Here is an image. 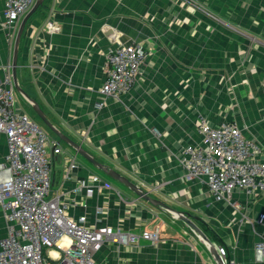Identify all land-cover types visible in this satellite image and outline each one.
Instances as JSON below:
<instances>
[{
	"label": "crops",
	"instance_id": "crops-1",
	"mask_svg": "<svg viewBox=\"0 0 264 264\" xmlns=\"http://www.w3.org/2000/svg\"><path fill=\"white\" fill-rule=\"evenodd\" d=\"M193 1L198 7L183 0H45L21 38L18 82L51 122L100 163L170 207L198 216L202 222L195 223L216 250L222 246L232 261L249 263L264 236V193L236 190L228 201L216 200L201 179L186 178L181 159L185 148L201 143V118L213 126L234 124L264 149V0ZM4 12L0 0V82L13 78L25 18L9 31ZM134 43L151 51L141 75L119 99L103 95L107 53ZM16 99L19 110L38 117L17 91ZM45 130L63 149L53 156L51 195L68 205L71 218L136 234L160 231L157 243L106 244L96 255L99 264H216L186 223ZM7 154L0 134V163ZM74 159L77 168L69 172ZM95 176L115 189L95 184ZM7 234L0 205V240Z\"/></svg>",
	"mask_w": 264,
	"mask_h": 264
},
{
	"label": "built area",
	"instance_id": "built-area-1",
	"mask_svg": "<svg viewBox=\"0 0 264 264\" xmlns=\"http://www.w3.org/2000/svg\"><path fill=\"white\" fill-rule=\"evenodd\" d=\"M183 1L198 7L193 0ZM4 2V27L11 31L36 0ZM47 27L54 25L48 23ZM150 55L141 43L108 52L101 93L114 99L128 93ZM198 133L201 143L188 146L182 154L188 180L201 179L216 200L228 201L236 190L264 193V149L257 141L247 138L234 124L213 126L205 118L199 121ZM0 134L5 135L8 147L6 159L0 163V205L8 228L6 238L0 240V264H99L96 255L106 244L131 247L141 241H160L158 228L136 234L107 225L89 227L86 217L75 220L68 215V205L51 195L53 156L63 153L62 146L19 110L11 75L0 82ZM75 168L74 159L69 172ZM93 181L104 189H115L98 176ZM92 193L87 191L89 196ZM217 252L223 264H264V236L255 245L252 262L232 261L222 246Z\"/></svg>",
	"mask_w": 264,
	"mask_h": 264
},
{
	"label": "water",
	"instance_id": "water-1",
	"mask_svg": "<svg viewBox=\"0 0 264 264\" xmlns=\"http://www.w3.org/2000/svg\"><path fill=\"white\" fill-rule=\"evenodd\" d=\"M45 0H36L33 8L30 10V12L25 16V18L22 21V24L19 28V32L16 39L15 44V51H14V60H13V78H14V86L16 88V91L23 96L31 105L36 115L39 117V119L43 122V124L53 133L55 134L61 142H64L65 144L72 147L78 154H80L85 160H87L89 163H91L95 168L112 178L113 180L117 181L121 185L126 186L129 190H131L133 193H135L139 198L145 200L152 206L166 210L170 212L176 219H179L186 223V225L192 229L203 242H205L210 251L212 256L214 257L216 264H223L222 259L220 258L216 247L210 242V240L207 238V236L204 234V232L199 228V226L195 223L202 222V220L198 216H192L191 214L184 213L181 211H178L172 207H170L165 202L158 200L151 196L149 191H145L143 188L139 187L137 184L133 183L130 179L123 176L113 168H110L109 166L100 163L91 153H89L85 148L82 147L81 144H78L77 142L70 139L66 134H64L47 116V114L43 111L39 103L34 100L20 85L18 82L17 77V67H18V56H19V47L21 38L23 36L25 27L27 25L28 20L31 18V16L41 7H43Z\"/></svg>",
	"mask_w": 264,
	"mask_h": 264
},
{
	"label": "rangeland",
	"instance_id": "rangeland-1",
	"mask_svg": "<svg viewBox=\"0 0 264 264\" xmlns=\"http://www.w3.org/2000/svg\"><path fill=\"white\" fill-rule=\"evenodd\" d=\"M30 12V11H29ZM28 14V13H27ZM39 118H36V117H34V120L42 127V128H46L45 126H44V124H42V122L40 121V120H38ZM197 235V234H196ZM198 236V235H197ZM199 237V236H198ZM200 238V237H199Z\"/></svg>",
	"mask_w": 264,
	"mask_h": 264
},
{
	"label": "trees",
	"instance_id": "trees-1",
	"mask_svg": "<svg viewBox=\"0 0 264 264\" xmlns=\"http://www.w3.org/2000/svg\"><path fill=\"white\" fill-rule=\"evenodd\" d=\"M42 9H43V7H41L40 9H38V10L36 11V13H37L38 11L42 10ZM37 118H39V117H37ZM38 120H40V119H38Z\"/></svg>",
	"mask_w": 264,
	"mask_h": 264
},
{
	"label": "bare ground",
	"instance_id": "bare-ground-1",
	"mask_svg": "<svg viewBox=\"0 0 264 264\" xmlns=\"http://www.w3.org/2000/svg\"><path fill=\"white\" fill-rule=\"evenodd\" d=\"M29 115V114H28ZM78 134V133H77ZM259 134V133H258ZM99 173V172H98ZM101 173V172H100ZM104 175V174H103ZM138 184V183H137ZM121 188V187H120ZM128 189V188H127ZM128 201V200H127ZM241 205V204H240ZM154 207V206H153ZM178 209V208H177ZM197 222V221H196ZM198 223V222H197ZM200 225V224H199ZM207 230V229H206ZM208 232V231H207Z\"/></svg>",
	"mask_w": 264,
	"mask_h": 264
}]
</instances>
